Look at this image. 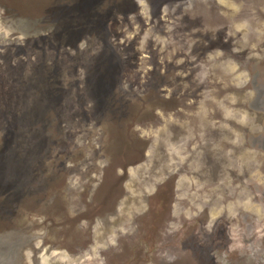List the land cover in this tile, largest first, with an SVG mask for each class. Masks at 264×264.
I'll list each match as a JSON object with an SVG mask.
<instances>
[{
  "label": "rangeland",
  "instance_id": "rangeland-1",
  "mask_svg": "<svg viewBox=\"0 0 264 264\" xmlns=\"http://www.w3.org/2000/svg\"><path fill=\"white\" fill-rule=\"evenodd\" d=\"M62 1L71 19L57 35L47 24L43 35L12 32L1 16L20 8L7 0L10 9L0 8V153L18 144L19 154L31 155L25 162L34 163L36 173L21 196H29L25 204H0L10 210L0 208V226L9 229L0 235V264H264V206L253 188L264 189V150L254 143L264 132V106L251 101L256 88L250 83L252 72L264 70V0H200L219 3V13L233 20L231 28L221 25L210 33L213 39L221 31L225 41L232 38L236 58L226 61L221 48L211 49L199 18L185 13L194 0H100L86 19L84 0ZM133 1L139 12L117 8L133 9ZM39 65L51 71L32 73ZM28 71L39 84L25 93L19 88ZM49 74L58 90L49 81L43 89ZM156 76L163 100L148 109L137 104L122 123L137 147L130 153L112 144L105 153L101 140L117 137L118 127L101 130V120L113 117L102 112L109 105L101 107L99 92L111 101L114 90L113 112L120 115L121 107L139 102ZM19 92L28 96L22 114L28 122L17 137ZM59 121L64 130L57 128ZM221 130L226 135L217 142L223 148L208 168H200L205 178L185 173L209 162L193 157L192 150L213 142ZM37 132L41 137L30 151ZM10 162L19 165L15 158ZM55 172L67 182L54 179ZM167 187L170 206L164 220L154 223L158 191ZM3 189L0 181V197ZM207 193L215 198L208 207L200 203ZM110 209L117 224H108L104 213ZM113 227L130 240L117 260V232L106 239Z\"/></svg>",
  "mask_w": 264,
  "mask_h": 264
},
{
  "label": "trees",
  "instance_id": "trees-1",
  "mask_svg": "<svg viewBox=\"0 0 264 264\" xmlns=\"http://www.w3.org/2000/svg\"><path fill=\"white\" fill-rule=\"evenodd\" d=\"M8 3L16 8H20V13H15V12H10L7 13L5 12L1 18L3 19V23L6 27H8L12 32L15 33H20L21 35H25V36H29L32 34H41L43 35L44 32L40 31L42 30V28L44 27L45 24H47L48 26H46V28L48 29L49 26H53V28L49 31V33H55V35L57 34H61L59 31L61 30H67V23L68 21L71 19V17L67 16L68 11L63 10V7L65 6L62 0H17V2H15L16 4L13 5L11 3V1L7 0ZM192 3V7L186 6L185 5V13L187 14H191L192 17H197L199 19H195V20H200L201 25L205 28H203L202 30L204 31L207 28V31H205V33L203 34L205 39L209 40L212 44L211 49L214 50V48H221L225 53L224 56H222L221 58L226 61L230 56H234L236 58V56L234 55V52L232 50V38L230 37L228 41H225L223 38V34L222 31L219 32V36L220 38L217 39H213V37L210 35V33L215 29V27L217 26H221V25H227L230 28L233 25V20L232 18H230L227 14H221L219 13L216 5L219 4L216 2V5L214 2H210L209 4L206 3H202L200 0H194L191 2ZM100 4V0H84L83 2V6H89L87 9L85 10L83 13H81V16L85 17V19L90 15L89 12L92 13L93 10H95V8L97 6H99ZM133 9L129 8V4L125 5V6H118L117 8H119L121 13H136L139 12V6L138 4L133 1L132 4ZM0 8H4V9H10V6L7 4L6 0H4V4L3 6H1ZM133 10V11H132ZM138 10V11H137ZM93 15V14H92ZM68 17V18H67ZM239 18V17H238ZM193 19V18H192ZM65 28V29H64ZM220 28V27H219ZM46 29V31H47ZM45 30V28H44ZM65 33V32H64ZM4 38V36H0V41ZM10 42V40H9ZM210 53L209 50H206V54ZM238 55V52H237ZM34 70L39 71L41 73H47V70L51 71L50 68L47 67V65H39L37 67H34L32 69V73H34ZM209 71V70H208ZM29 73L30 71L27 72V74L25 75V77L23 78L22 84L20 85L19 90H24L25 93H30V91L32 90L33 87H35V76L31 73V77L29 78ZM48 81L52 84V82L54 81V78L50 77V74L46 77V78H42V83H43V89L46 90V87L44 86V83L47 84ZM161 77L160 76H156L153 79H151V82L149 84L148 87V92L145 93L143 95V97H141L138 103H134L131 102V104H128L126 106L127 107H121V113L120 115H116L113 112L114 109L116 107H113L112 105L114 103H116V99H115V95H114V90H113V96L111 98V101L108 99L106 100L105 96H103L102 92H99V103H101V107L103 108V105L108 104L109 105V109H102V112H106V114H111V116L113 117L110 120H101V122H104L105 124L102 125V129L103 132H105L106 128H109L110 130L113 129V127L117 126L118 127V136H114L112 135V140L109 142H106L105 137H103V139L101 140V145L103 146L105 153L108 154L109 148L112 147V144H121L124 145V147H126L127 151L132 153L133 150L135 149V147H137L136 143H134V141L131 140V135H129V131H127L124 127L125 125H122V123L125 121L127 122V115L128 113L134 112V107L136 108L137 104H141L145 109H148L149 105H156L157 101H162L163 98H161L158 93L157 90L159 91V85L161 84ZM250 83L252 85L255 86L256 88V97H253V100H256V104L255 105H259V107H263L264 106V70L263 68H258L257 72L251 74V78H250ZM61 86V85H60ZM59 84L53 87L52 84V88L58 90L59 89ZM56 87V88H55ZM53 92V91H52ZM51 92V93H52ZM111 91H108V94H110ZM21 92L18 93V97L16 98L15 101V118H16V125H20L19 128L17 129L18 132L16 133L15 136L19 137L21 136L24 132H23V127H26V121L28 122V118L27 117H22L23 114V108L25 106V103L27 101V97H25V95L21 94ZM44 95V94H43ZM46 96V95H45ZM47 96H50L49 94ZM51 98V97H50ZM146 98V99H145ZM109 102V103H108ZM120 104V103H118ZM124 105V104H123ZM107 106V105H106ZM258 107V106H257ZM107 108V107H106ZM131 108V109H130ZM27 113V110L24 109ZM153 114V113H152ZM133 115V114H132ZM154 117V115H153ZM156 117V116H155ZM27 118V119H26ZM133 119L136 120L137 122L142 123L141 120H137L135 116H132ZM147 118H144V121ZM222 119V116H221ZM61 121V120H60ZM57 124V128L59 130H64L63 129V125L62 122H60ZM25 122V124H24ZM136 122V123H137ZM24 124V125H23ZM135 124V123H134ZM21 127V128H20ZM120 128V130H119ZM113 133V132H112ZM220 135H216V137L212 138L213 142L209 143H202L201 145L198 144L197 146H194V144L199 141H195L194 144L191 146H188L190 148V150H192L191 148L194 146V149L192 150L193 153V157H198L200 159L203 160V156L204 158L208 157L209 162L206 163L205 165H203V162H201L200 164H198L197 166H193V168H189V171L185 172V171H181V174L185 173H191L190 175L193 176H201L203 178H205L204 174H201L199 172L203 171L200 169L201 167H209L211 164V161L215 158L216 159V154L219 151L220 148H223L221 142H217V140H221L223 138H225V130H221L219 132ZM37 137H41V133L37 132L34 134V138L29 145V149H31L30 151H33V149H35L34 145L36 144V140L38 141ZM48 137L53 140V138L51 136L48 135ZM126 137V138H125ZM58 139V138H57ZM46 139H41L42 141H45ZM104 140V141H103ZM254 140V139H253ZM55 142L59 141V140H53ZM254 143H256V145L261 149L264 150V132L262 134H258V136L256 137V139L254 140ZM140 146H143L142 144H139ZM226 145L228 146H232L233 145V140H231L230 143H226ZM227 146V147H228ZM19 145L16 143H13L11 146H7V150L3 151L0 153V181L4 186L3 189V193L4 195L1 196L0 198L2 199L0 201V204H5L7 201H9L10 199L12 200V203L10 204V206L13 205V203H22L25 204L24 202L27 201L28 197H24L21 198V196L26 192L28 193V191H26L27 186L29 184V181H31L32 177L36 174H34L35 171L34 170V163H30V164H26L25 160L27 158H29L31 155L29 154V152L27 153V155L24 154H19L18 153V149H19ZM118 151L120 152V150L118 149ZM224 152V151H222ZM221 152V153H222ZM171 154L176 156V151H172L170 152ZM9 154L8 156H5ZM120 154L122 155V153L120 152ZM220 154V153H219ZM219 154L217 155V157L219 156ZM12 155V156H11ZM112 157V156H111ZM12 158H15V161H17V163L19 164L18 166L12 162L7 163L8 159L12 160ZM214 159V160H215ZM190 160V159H189ZM188 160V161H189ZM24 166V176L21 177V173L23 172L21 169L22 165ZM207 173L209 172V170H206ZM6 172H9L7 174H5ZM222 172H226V170L223 169V171L220 170L219 173ZM235 172V170H234ZM56 174L53 175V178L56 180H64L67 182V178L65 175H63L62 173L60 174L59 172H55ZM41 174H44L43 172ZM16 175V177L9 181L7 179L8 176H13ZM235 175H237L235 173ZM20 176V177H18ZM246 176V175H245ZM49 177L46 176L45 178V182L47 181ZM63 178V179H61ZM122 178V177H121ZM28 179V180H27ZM31 179V180H30ZM177 180V179H176ZM245 180V185L250 186L249 184L250 182L248 181V179H246V177H244ZM50 184L49 187H52V185H54V182L52 180V178H50ZM175 182V181H174ZM174 182H170L171 185ZM5 183H7L8 185H6ZM175 184V183H174ZM253 188L255 189L254 192H256V196L258 197V203L264 206V189L260 190L261 187L263 188V186H256L253 184ZM39 187V186H38ZM258 187V188H257ZM250 188L248 187V189L250 190ZM64 189V188H63ZM167 190H163L161 193L158 191V202L157 205L155 207V209H153V220L154 223H159V221H163L164 220V213L167 207L170 206L169 202H170V198H169V191H171L170 189H168V187L166 188ZM25 190V191H24ZM54 191V190H52ZM65 190L60 191V193H62V195H64ZM172 192H174V188L172 186ZM25 193V195H26ZM55 193V192H52ZM33 194V193H32ZM79 194V192H78ZM156 194V195H157ZM29 195H31V193H29ZM216 197L218 198L217 194ZM211 198L215 199L213 197V195L209 196V194L207 193L205 196H202L200 198V203L204 206L206 205L207 207L210 204ZM221 197H219L220 199ZM255 198V197H254ZM56 202L59 199H55ZM0 208L6 212H10L9 209H5L3 205H0ZM151 210V209H150ZM14 214V210L11 211V214L9 215H13ZM105 216H108V224H117L119 222V219L117 218V212L115 210L110 209L109 213L105 212L104 213ZM6 217V216H5ZM114 229H112V231L114 230V233H109L107 236V241L110 240V238L112 236H114L115 232H117V236H114L115 239L117 240L118 243V248L115 250L117 257V259L121 258L122 252H124V248L127 247V243L130 241L129 238L125 237L124 235L119 236L120 231L119 227H113ZM2 229V230H1ZM4 230V231H3ZM9 232V229H3L2 226H0V235L3 234H7ZM146 235L143 234L142 237H138L136 236L135 241L137 240V238H144ZM131 238V237H130ZM137 242V241H136ZM116 246V247H117ZM8 250V247H6ZM0 251H2V248L0 247ZM10 252V250H9Z\"/></svg>",
  "mask_w": 264,
  "mask_h": 264
},
{
  "label": "bare ground",
  "instance_id": "bare-ground-1",
  "mask_svg": "<svg viewBox=\"0 0 264 264\" xmlns=\"http://www.w3.org/2000/svg\"><path fill=\"white\" fill-rule=\"evenodd\" d=\"M100 28V27H99ZM28 180V179H27ZM27 186V185H26Z\"/></svg>",
  "mask_w": 264,
  "mask_h": 264
}]
</instances>
